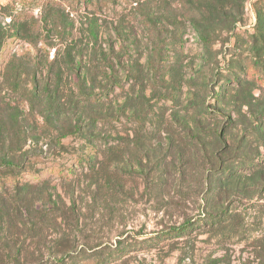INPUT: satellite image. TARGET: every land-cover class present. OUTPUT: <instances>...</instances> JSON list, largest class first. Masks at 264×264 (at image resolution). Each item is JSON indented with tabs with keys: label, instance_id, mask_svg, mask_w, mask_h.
<instances>
[{
	"label": "rangeland",
	"instance_id": "rangeland-1",
	"mask_svg": "<svg viewBox=\"0 0 264 264\" xmlns=\"http://www.w3.org/2000/svg\"><path fill=\"white\" fill-rule=\"evenodd\" d=\"M70 5L0 0V157L92 151L47 184L50 215L0 207V264H101L98 243L196 219L109 264H264V164L243 166L264 161V0Z\"/></svg>",
	"mask_w": 264,
	"mask_h": 264
},
{
	"label": "trees",
	"instance_id": "trees-1",
	"mask_svg": "<svg viewBox=\"0 0 264 264\" xmlns=\"http://www.w3.org/2000/svg\"><path fill=\"white\" fill-rule=\"evenodd\" d=\"M78 1H82L84 5H87L88 0H68V4H71V8L75 9L74 4L78 3ZM15 2L23 3L24 0H15ZM42 4H45V2ZM192 26L194 30L200 32L203 41H210V38L204 34L205 30L202 21L193 19ZM4 45L5 42L0 41V47L2 48ZM233 78H235L239 83L241 82V78L238 77V75H234ZM227 81H229V79ZM102 96L108 97L107 94L103 93L98 96V98H101ZM218 96L219 95H216V98ZM92 97L93 95H90L88 99L100 100ZM100 119L106 120L105 118L103 119V117ZM79 132H81V126L77 125L72 130H70V132L60 134L57 139L67 136L69 133L76 134ZM36 145L37 142L33 144V149H36ZM91 152L92 151L82 154H74L68 158V162L59 164L56 161H47L46 159L42 160L43 158H39V154H30V151L23 150L22 146L16 148L14 151L12 150V157H9V151L8 154L6 153V156L0 157V207H15V210H17L22 216L26 215L28 217L33 216L32 214L41 217L50 215L53 211L45 210L44 208L47 207L46 203L51 201L50 194H48L46 191L47 184L54 178L59 180L70 179L74 174V166L70 165L72 162L78 166L83 164L87 166L91 164ZM263 164L264 161L257 164L249 161L247 163H243V166L249 169L261 166ZM234 171L235 170L231 168L221 171V178L230 176V174H232ZM36 207L42 208L36 210ZM210 217L213 218L212 215H210ZM204 223L205 221H202V219L190 220V222H187L182 226L163 229L159 232L149 235L148 237L141 236L139 233H134L122 238H118L119 240H117L116 243H98L95 247H93V255L99 257L98 262L101 264L104 262L105 264H109L117 256L124 255L126 248L129 245L135 243L137 240H140L141 243L146 241L150 242L153 240L166 239L175 234H183L187 231L190 232ZM34 228H32V230ZM66 250L68 249L62 251L63 255L59 258L53 256V258L58 259L59 264H66V259L71 257V253H68L69 250ZM2 251V255L12 259L13 262H18L22 255L14 243L12 245H5ZM75 252H77L76 256L79 257L80 251L78 252L76 249ZM16 254L19 257L18 260H15Z\"/></svg>",
	"mask_w": 264,
	"mask_h": 264
}]
</instances>
